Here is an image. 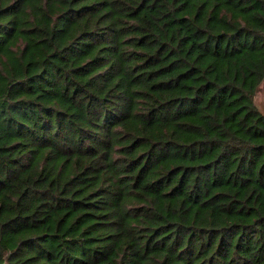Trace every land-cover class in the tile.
Here are the masks:
<instances>
[{"label": "trees", "instance_id": "16d2710c", "mask_svg": "<svg viewBox=\"0 0 264 264\" xmlns=\"http://www.w3.org/2000/svg\"><path fill=\"white\" fill-rule=\"evenodd\" d=\"M264 0H0V264H264Z\"/></svg>", "mask_w": 264, "mask_h": 264}, {"label": "water", "instance_id": "95a60500", "mask_svg": "<svg viewBox=\"0 0 264 264\" xmlns=\"http://www.w3.org/2000/svg\"><path fill=\"white\" fill-rule=\"evenodd\" d=\"M259 87H261L262 89L264 88V76H263V78L261 79V81L258 83V85L256 86V89H255V92L257 91V90H259ZM264 90V89H263ZM255 102H256V104L258 105V107H259V109H260V111L263 113V115H264V96L260 99H257L256 97H255Z\"/></svg>", "mask_w": 264, "mask_h": 264}, {"label": "rangeland", "instance_id": "374dc122", "mask_svg": "<svg viewBox=\"0 0 264 264\" xmlns=\"http://www.w3.org/2000/svg\"><path fill=\"white\" fill-rule=\"evenodd\" d=\"M264 89V88H263ZM261 87H259V90H257L254 94V98L261 99L264 96V90Z\"/></svg>", "mask_w": 264, "mask_h": 264}]
</instances>
